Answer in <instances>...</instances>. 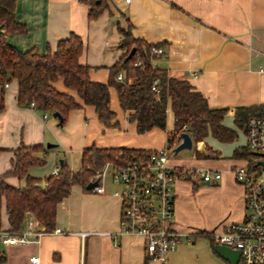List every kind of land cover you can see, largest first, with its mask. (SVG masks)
<instances>
[{
  "label": "crops",
  "instance_id": "obj_1",
  "mask_svg": "<svg viewBox=\"0 0 264 264\" xmlns=\"http://www.w3.org/2000/svg\"><path fill=\"white\" fill-rule=\"evenodd\" d=\"M14 1L15 18L25 25V30L8 31L5 37L17 48L45 53L54 50L60 38L74 31L82 37L84 47L79 60L90 65V78L107 82L111 67L126 53L122 30L129 29L134 38L163 46V52L156 53V64L172 76L188 79L212 108H227L223 123L237 132L235 138L223 140L210 130L201 140L193 139L191 148H185L189 157L169 155L173 165L218 169L223 177L213 181H175L173 226L182 235L164 264H243L240 249L215 241L203 232L221 223L243 220L247 215L246 188L237 180L233 166L249 160L246 155H238V149H251L245 129L247 121L239 124L236 111L253 107L247 119L264 115V0ZM90 9L98 10L94 17L89 16ZM120 70L127 83L134 81L133 70ZM53 84L82 102L62 77ZM17 90L15 78L4 90L5 106L0 110V174L12 167L15 150L21 144H41L33 154L44 161L30 165L28 173L44 179L60 158L70 169L78 170L83 148L92 144L152 150L168 144V136L175 128L169 100L166 126L138 132L136 122L128 117L129 111L121 107L113 85L109 87L110 107L115 111L112 125L101 121L91 104L71 109L59 125L58 118L51 113L44 117L43 111L30 102L18 103ZM48 141L58 145L49 148ZM5 179L13 185L26 182L25 177L15 174ZM102 183L103 192L81 183L72 184L69 195L56 209L55 228L61 231L46 232L39 241L2 244L6 254L2 264H33L30 256L35 254L39 264H162L146 255L140 236L110 234L119 228L122 203L114 192L119 185L110 176ZM0 214L1 229L9 230L4 198ZM31 218L28 216L21 231L28 228Z\"/></svg>",
  "mask_w": 264,
  "mask_h": 264
},
{
  "label": "trees",
  "instance_id": "obj_2",
  "mask_svg": "<svg viewBox=\"0 0 264 264\" xmlns=\"http://www.w3.org/2000/svg\"><path fill=\"white\" fill-rule=\"evenodd\" d=\"M98 10L90 9L89 16L94 17ZM0 23L5 32L0 33V110L5 106L4 83L13 78L17 80V101L20 104H29L31 100L36 108L52 113L57 110L63 116V122L68 112L79 108L83 104L95 107L99 119L106 125H112L115 111L110 107L111 85L118 92L120 105L129 111L128 117L136 122L138 132H143L154 126H166V107L171 100L175 116L174 130L181 129L184 123L188 124L194 141L201 140L208 131L223 140H232L237 132L223 123L227 108H212L206 98L186 78H179L168 73L165 67L152 64V58L157 54L152 51L154 45L131 36L129 29H123L122 46L126 53L111 67V74L107 82L93 80L89 76L90 65L79 60L83 50L82 37L74 31L57 41L54 50L38 53L34 49L21 50L6 40V32L23 31L25 25L15 18V1L0 0ZM136 47L130 59L125 60L132 46ZM143 60V67L134 68L135 79L132 82L116 80L114 73L131 66L135 56ZM63 78L64 84L75 89L82 102L67 91L59 90L53 82ZM157 80L159 92L152 88ZM253 107L238 108L236 120L239 124L248 121ZM173 142L172 132L168 136V143ZM41 144H21L15 150L12 167L0 174V205L4 198L8 211L10 229L21 231L28 216L36 222V227L43 230L55 228L56 209L58 203L69 195L74 183H81L84 187L91 176L103 166L107 160L124 162L131 157L136 148L123 146L99 147L92 144L83 148L82 164L78 170H72L65 159L59 160V170L56 174L50 173L41 179L28 173L32 164L42 163V158L34 155ZM250 150L238 149V155H249ZM121 154V155H120ZM15 174L25 177L24 185H13L5 177ZM44 181V183H42ZM1 230V214H0ZM0 239V264L6 254Z\"/></svg>",
  "mask_w": 264,
  "mask_h": 264
},
{
  "label": "built area",
  "instance_id": "obj_3",
  "mask_svg": "<svg viewBox=\"0 0 264 264\" xmlns=\"http://www.w3.org/2000/svg\"><path fill=\"white\" fill-rule=\"evenodd\" d=\"M129 3L131 0H124ZM163 46L154 45L152 51L160 54ZM156 65V58H152ZM139 55L132 61L130 70L136 66L143 67ZM195 75V72L193 73ZM116 79L125 81L122 70L116 74ZM8 82L4 83V87ZM152 88L158 94L159 86L154 80ZM36 107L34 100L30 101ZM48 111L43 112L47 117ZM184 123L179 130H173V142L152 150L137 149L124 162L107 160L90 178L98 179V184L92 189L103 192V179L110 176L119 185L114 192L121 198L120 225L111 232L113 237L129 234L140 236L144 241L145 253L149 258H156L164 264L173 252L182 235L174 228V190L173 184L179 178L194 181H213L223 177L221 170H213L200 166H177L169 161V153L180 141V132L188 131ZM248 146L252 151H264V115L251 116L245 126ZM121 155V154H120ZM264 156V155H261ZM59 170V164L52 169L53 174ZM237 180L245 185L247 215L243 220L221 223L213 230L203 232L215 241L230 245L242 251L243 264H264V182L262 174L264 163L257 160L237 162L233 166ZM60 232L59 228L43 230L36 228L34 219L28 220V228L18 232L0 230L3 244L27 243L39 241L46 232ZM189 240L191 234H187ZM30 261L39 264V256L31 255Z\"/></svg>",
  "mask_w": 264,
  "mask_h": 264
},
{
  "label": "water",
  "instance_id": "obj_4",
  "mask_svg": "<svg viewBox=\"0 0 264 264\" xmlns=\"http://www.w3.org/2000/svg\"><path fill=\"white\" fill-rule=\"evenodd\" d=\"M2 27H3V24L0 23V33L3 31ZM135 50H136V47L133 45L131 47V49L129 50L127 56L125 57V60L130 59L133 56V54L135 53ZM51 114H52V116L58 118V124L59 125L63 124V116L60 114L59 111L55 110ZM180 137H181V141L176 146H174L172 148L174 155L177 154L182 149L191 148L193 146V138L188 131H181ZM57 145L58 144L55 142H50V141L46 142V146L49 148L56 147ZM253 152L257 155H264V151H253ZM62 160H63V158H60V161H62ZM260 162L264 163V159L260 160ZM98 179L99 178H97L95 180H90L87 183L86 187L87 188H93L95 185L98 184V182H99Z\"/></svg>",
  "mask_w": 264,
  "mask_h": 264
},
{
  "label": "rangeland",
  "instance_id": "obj_5",
  "mask_svg": "<svg viewBox=\"0 0 264 264\" xmlns=\"http://www.w3.org/2000/svg\"><path fill=\"white\" fill-rule=\"evenodd\" d=\"M239 138H240V140L244 139V135H243L242 131H239ZM250 151H252V150H250ZM169 155H170L171 158H178L180 156H183V157H187L188 156L189 157V150L188 149H182L175 155H173V153L170 151ZM260 159H264V156L257 155L253 151L249 155V160L252 161V162H255V161L260 160ZM262 180L264 182V172L262 174Z\"/></svg>",
  "mask_w": 264,
  "mask_h": 264
}]
</instances>
